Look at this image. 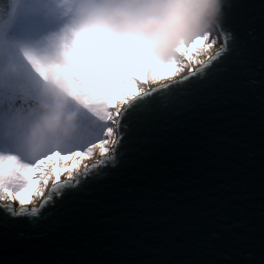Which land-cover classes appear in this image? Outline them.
I'll return each instance as SVG.
<instances>
[{
	"label": "water",
	"instance_id": "95a60500",
	"mask_svg": "<svg viewBox=\"0 0 264 264\" xmlns=\"http://www.w3.org/2000/svg\"><path fill=\"white\" fill-rule=\"evenodd\" d=\"M8 14L0 0V24ZM211 33L218 48L130 97L109 152L51 182L35 207L113 159L128 114L205 72L234 38L227 65L164 114L150 143L43 218L0 207V264H264V0H228Z\"/></svg>",
	"mask_w": 264,
	"mask_h": 264
},
{
	"label": "rangeland",
	"instance_id": "374dc122",
	"mask_svg": "<svg viewBox=\"0 0 264 264\" xmlns=\"http://www.w3.org/2000/svg\"><path fill=\"white\" fill-rule=\"evenodd\" d=\"M39 1L10 0L7 22L0 24V41L9 43V52L0 49V160L5 164L0 174L15 169L24 178L22 183L31 180L38 196L35 205L51 184L49 177L55 173L60 179L71 177L88 161L109 152L118 100L125 103L137 91L183 75L220 44L217 34L200 37L190 55H180L175 73L167 78L154 77L150 68L117 77L89 56L84 29L71 18L75 0L66 7L47 0L44 9L33 6ZM7 23L11 24L6 27ZM10 60L13 66L7 70ZM58 96L63 98L65 114L74 116L73 128L33 156L28 140L41 106ZM71 152L76 158L68 170L63 160ZM46 160L51 162L48 171L28 167Z\"/></svg>",
	"mask_w": 264,
	"mask_h": 264
},
{
	"label": "clouds",
	"instance_id": "9594fccd",
	"mask_svg": "<svg viewBox=\"0 0 264 264\" xmlns=\"http://www.w3.org/2000/svg\"><path fill=\"white\" fill-rule=\"evenodd\" d=\"M228 0H75L72 21L85 32L89 56L117 77L152 69L157 78L175 73L180 55H190L199 38L219 27ZM28 147L33 156L73 128L74 116L65 114L62 97L41 106ZM26 203L36 200L25 189ZM13 215L29 214L0 199ZM31 210V211H32Z\"/></svg>",
	"mask_w": 264,
	"mask_h": 264
},
{
	"label": "snow or ice",
	"instance_id": "6c2138e0",
	"mask_svg": "<svg viewBox=\"0 0 264 264\" xmlns=\"http://www.w3.org/2000/svg\"><path fill=\"white\" fill-rule=\"evenodd\" d=\"M235 50L236 40L233 38L228 44V51L220 56L205 72L191 77L180 86L162 92L151 100L138 105L136 109L128 114L124 121L125 127L122 128V137L115 147L114 158L98 164L94 170L86 171L84 175L79 177L78 183L61 184L58 196H53L51 199L44 201L40 208L33 209L29 214L43 218L57 205L62 204L65 199L86 189L91 181L106 172L112 171L122 163L127 153L150 143L153 137L149 133L154 129L159 130L162 128V125H158L157 122L163 118L164 114L183 105L190 96L195 95L199 90L211 84L219 70L230 61ZM28 167L33 170L48 171L51 167V162L46 160L39 165ZM38 175L39 173H37ZM62 177L61 175V180L63 179ZM22 179L24 178H21L15 169L11 172L5 171L0 174V199L8 201L11 205L18 202L19 205L24 204L26 207V196L21 194L25 189L31 194L33 200L37 199V192L32 186L31 180L22 183ZM35 179L37 177H32V180ZM41 185H43V181H41Z\"/></svg>",
	"mask_w": 264,
	"mask_h": 264
},
{
	"label": "bare ground",
	"instance_id": "6f19581e",
	"mask_svg": "<svg viewBox=\"0 0 264 264\" xmlns=\"http://www.w3.org/2000/svg\"><path fill=\"white\" fill-rule=\"evenodd\" d=\"M46 1L47 0H41V1H39V3L38 4H34L33 6H35L36 8H38V9H44L45 7H46ZM71 2H72V0H55V3H56V5L57 6H60V7H66V6H68V5H70L71 4ZM9 7H11V3H10V6ZM212 51H208V52H206V54L203 56V57H201L200 59H199V62H202V61H204L209 55H210V53H211ZM191 68H193V66L191 67ZM176 78V77H175ZM170 80V79H169ZM138 93H140L141 91H137ZM136 92V93H137ZM123 105H124V103L123 102H121L120 100H118L117 102H116V108H118V110L120 109V108H122L123 107ZM113 141V140H112ZM112 141H111V145H112ZM76 158V154H75V152H71L70 154H69V156H67V157H64V160H63V162H64V165H65V167H66V169H68V170H70L72 167H73V162H74V159ZM97 159V158H96ZM95 159V160H96ZM95 160H91V161H88L87 163H86V165L88 164V163H90V162H92V161H95ZM0 167H2V165H5L4 164V162L2 163V161L0 160ZM85 166V165H84ZM60 178H58V176L56 175V173L54 174V175H52L51 177H49V180L50 181H52V182H54V181H58Z\"/></svg>",
	"mask_w": 264,
	"mask_h": 264
},
{
	"label": "trees",
	"instance_id": "16d2710c",
	"mask_svg": "<svg viewBox=\"0 0 264 264\" xmlns=\"http://www.w3.org/2000/svg\"><path fill=\"white\" fill-rule=\"evenodd\" d=\"M10 0H9V6H10ZM11 7H9V9H10ZM6 21H4L3 22V24H5V22H7V18L5 19ZM13 22V21H12ZM9 24H11V23H7L5 26L7 27V26H9ZM0 49L1 50H3V51H5V52H9V43H8V41L6 40V39H2L1 41H0ZM8 63H10V65H5V67H6V69L8 70L9 69V67H12L13 66V62L10 60V61H7ZM22 86H25V84L23 83V85ZM54 148H56V149H62V147L60 146H56L55 145V147Z\"/></svg>",
	"mask_w": 264,
	"mask_h": 264
}]
</instances>
